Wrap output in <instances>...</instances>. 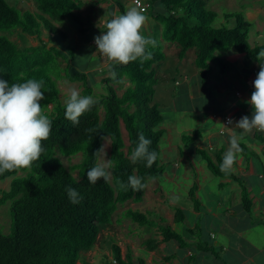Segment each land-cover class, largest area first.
I'll return each instance as SVG.
<instances>
[{
	"label": "trees",
	"instance_id": "1",
	"mask_svg": "<svg viewBox=\"0 0 264 264\" xmlns=\"http://www.w3.org/2000/svg\"><path fill=\"white\" fill-rule=\"evenodd\" d=\"M143 2L149 5L143 13L162 26L161 38L179 48V59L186 52L194 51V62L202 83L211 71V64H216L221 73H226L230 68L217 55V51L234 48L258 66L263 64L264 56L261 53H264V45H249L250 26L241 14H225V24L213 27L216 13L205 8L204 0ZM35 3L36 10L32 12L21 11L11 6L8 0H0V79L8 81L9 85L28 79L43 81L45 99L41 101V106L53 122L49 139L42 142L44 151L30 168L0 174V181L12 178L9 189L0 190V206L10 202L12 226L10 234L0 233V264H76L79 255L95 245L100 227L111 224L117 207L128 201L140 202L143 199L146 187L133 191L130 187L122 188L121 182L127 185L128 177L137 175L147 185L148 177L156 180L163 176L158 148L164 133L159 128L163 116L153 103L156 69L164 60L163 44L157 41L155 48L148 47L146 51H151L153 58L143 64L138 59L127 65L112 66L117 73L115 80L110 77L108 66L93 80L101 87L100 92L94 93V84L88 74L72 71L71 64L75 59L72 50L65 52L62 47H55L42 39L47 34L66 41L65 33L56 23L71 18L80 26V3L77 0H35ZM115 4L119 14H123V5L118 1ZM132 6L135 7L133 3ZM229 19H232V26ZM91 25L92 22H89L88 26ZM99 29H103V26ZM14 31H19V37L23 40L25 36L37 38L38 44L19 46L9 38ZM259 70L255 69L254 74ZM123 77L128 78L127 86ZM58 80L80 82L81 95H92L98 101L79 118L77 126L65 119V107L59 100ZM120 90L122 92L119 94ZM88 129L97 131L89 132ZM141 132L152 141L149 150L157 152V159L151 168L146 166V161L133 164L129 159ZM194 135L196 133H193L192 140ZM102 137L110 141L108 159H112L114 164L112 176L107 182L102 179L90 184L87 171L96 163L94 154L102 146ZM186 137L189 135L184 139ZM261 142L264 153V138ZM54 149L64 157L81 155L82 159L67 170L55 157ZM203 160L214 176L235 180L231 171H220L221 156H217L216 161L207 156ZM74 170L78 177L72 174ZM69 186L82 197L78 204L69 201L65 191ZM190 196L193 197L192 192ZM242 206L246 211L251 208L245 191ZM178 215L175 220L183 221L181 211H178ZM153 216V213L128 210L121 214L118 223L129 219L151 233L152 225L156 224ZM159 220L165 223L164 218ZM159 232L162 237L160 241L154 236L144 240L143 246L147 251L169 241L185 247V239L171 226H160ZM189 232L195 235L192 230ZM110 249L113 258L106 264H146L142 257L132 258L130 249L122 255L114 240Z\"/></svg>",
	"mask_w": 264,
	"mask_h": 264
},
{
	"label": "crops",
	"instance_id": "2",
	"mask_svg": "<svg viewBox=\"0 0 264 264\" xmlns=\"http://www.w3.org/2000/svg\"><path fill=\"white\" fill-rule=\"evenodd\" d=\"M242 1L243 3H248L252 0ZM84 2H86L84 7L96 8L97 13H93L92 16L88 13L85 14L84 11H81L82 7L79 12H83L84 15H90L91 20H93V25L91 26L96 25L97 29L103 25L99 24L100 21L98 23L94 22L95 16L100 17L101 20L102 18L110 19L114 13L119 14L115 1V6L111 1L109 3L106 0H85ZM88 2H94L95 6L91 7ZM234 9L244 13V19L250 26L249 31H254L256 36L258 33L260 37H264V26H252V23L255 21L257 23L258 20H260L259 23H264V5L257 6L253 4L249 8L236 6ZM151 25L153 26V24ZM146 27L147 29L150 28L148 23L144 26V30ZM249 31L250 37L251 33ZM91 41L93 42L94 39ZM256 45H264V43L252 40L250 46ZM171 48L180 62L185 60L189 54L188 51L182 59H179V48L176 45H171V47H166L165 49L171 50ZM217 55L222 60L224 59L223 61L230 68L226 73H221L216 64H211V71L208 73L206 81L202 83L199 80L201 89L206 90L204 87L209 84L214 90V95L211 93L210 98L206 99V94L203 95L201 94L202 92L199 93L191 89V83L185 74L186 70L182 69V79L184 80L182 92L186 93L184 96L188 99H192L196 95L197 100L196 102H189L184 109L182 108V112L178 114V118L182 120V123L178 124L179 126L174 124L175 121L172 124L180 128L178 134H181L182 141L185 133L192 135L196 133L194 141L199 140L197 143L200 145L202 142L201 138H203V140H206V145L194 146L193 148L194 154L198 155L202 161L199 166L188 151H184L183 154L182 150H178L175 155L171 156L170 162L172 163L168 162L167 170L163 172L162 177L167 179L172 187L187 184L184 193L187 203L182 205L175 202L174 198L169 197L174 195L173 191L165 190V187L158 185L159 181L158 183L155 182L156 180L148 181L155 182L153 183L155 185L150 189L151 193L148 192V184L146 185L145 194L140 201L144 204H142L143 208H146L143 213H153L155 215L153 216V221L156 224L153 225L150 231L152 237L154 236L160 241L162 237L159 227L168 225L184 239L186 238L187 241L191 242V247L188 248V245L183 251L182 248L184 247H181L175 241H169L174 242L172 247L167 246L169 242H162L158 244L156 249L147 251L145 246H143V240L138 246L146 254L145 259L143 258L146 264H264V153L263 143L261 142V139L264 138V132L254 129L251 133L243 136L240 141L241 151L237 154V160L231 171L236 177L235 180L214 176L209 171L206 161L203 160L204 156L210 157V159L215 161L217 156L223 158L228 150L230 136L233 132V130L225 127H234L235 122L239 121L243 116L251 117L253 109L246 101L251 99V93L254 91L253 81L258 74H254L253 71L255 69L259 70L260 66L256 62L247 59L244 55L239 54L234 48L217 51ZM95 60L93 62L94 67L83 72H101L108 68V62L100 54ZM189 61L193 66L192 75H199L194 62V52L191 53ZM236 63L237 65H234ZM93 76L94 79L98 77L95 74ZM174 83L179 84L176 80H174ZM127 85L128 83L125 82V86ZM215 99L218 102L217 114L213 113L209 106H200V102L205 103V100H207L208 103L209 101L212 103ZM187 114L195 115L196 122H200L198 125L205 127L204 132H202L203 136L197 128L198 125H190ZM224 117L232 119L233 124L225 125ZM234 131L240 133L241 130L235 129ZM122 132L125 135L124 129H122ZM213 140L214 144L211 142ZM170 164L173 165L170 166ZM209 178L216 180L211 181L209 183L211 186L208 185L209 187L207 188V192L211 190L208 195L213 199L212 205H208L205 201L203 202L204 195L201 197L205 180ZM243 191L246 192L251 202L249 211H246L242 206ZM191 192L193 197L190 196ZM164 207L172 209L173 213L171 214L169 211L165 214L158 209H164ZM185 207H189L191 221L185 215ZM178 211L182 212L183 221L181 219L175 220L179 216ZM124 213L121 212L119 214ZM120 216L115 219V222L118 221ZM159 218H164L165 223H161ZM124 220L129 219H123L121 222ZM178 225L183 226L182 231L176 230ZM189 230H192L195 235H192ZM203 234H206L216 245L208 244ZM128 249L126 247L125 252L121 251L122 255L126 254ZM165 249H168L167 253L163 252ZM135 257L139 256L136 255Z\"/></svg>",
	"mask_w": 264,
	"mask_h": 264
},
{
	"label": "rangeland",
	"instance_id": "3",
	"mask_svg": "<svg viewBox=\"0 0 264 264\" xmlns=\"http://www.w3.org/2000/svg\"><path fill=\"white\" fill-rule=\"evenodd\" d=\"M82 9L81 11H84L85 14H90L91 16L93 13H97L96 8H88L84 7L86 2L85 0H77ZM96 1V0H93ZM107 2L110 3V1L114 4V1L120 2L124 10L126 11L127 9L133 7L132 4L130 3V0H106ZM150 1V0H149ZM205 1V8L214 11L216 13V18L213 22V27H219L221 26V23L225 24V14H234V13H239L245 18L244 13H242L238 9H234L236 6L238 7H247L249 8L250 6L257 5H264V0H252L251 2L248 3H243L241 0H204ZM9 4L11 6H15L17 9L21 11H35L36 10V3L35 0H8ZM91 7H94L95 4L94 2H88ZM158 4V3H157ZM100 6V5H99ZM102 7V6H101ZM245 11V9H243ZM243 11V12H244ZM90 15H84L82 12V15L80 17L79 13L77 16L80 17L81 25L77 24L74 22L71 18H67L63 20L62 22L56 23V26L61 29L66 37L67 40L63 41L60 37L58 36H47V34H44L42 39L47 42L52 44L53 46H58L62 47V49L65 52L70 51V49L73 52L74 56V63L71 64V68L73 72L76 73H81L83 71H88L92 67H94V63L98 57L99 53H96V45L95 42L91 41L94 39L96 36L99 35V33H102V30L104 29H97L96 25L94 26H88L89 22H92L91 16ZM146 15V14H145ZM148 17V16H147ZM94 22L98 23L100 21V17L95 16L94 17ZM232 26V19L228 20ZM260 20L252 23V26L256 25H261L264 26V23H259ZM148 28L143 29V34L147 36H151L154 38L156 41H160L163 44L162 47V52L164 53V60L161 62L159 67L156 69V74H155V94L153 96V102L158 105V108L160 110V113L163 116V121L160 124L161 129H164L163 136L161 137L158 148H159V162L163 166L164 171L167 170L168 167V162H170L171 156L175 155L178 150H182V153L184 154V151H188L191 156H193V159L195 160V163L199 166L201 159L198 155H195L193 152L194 146H204L206 145V140H203L201 138V143L200 145L197 143L199 140H192V135L190 133H185L183 136V141L181 134H178L180 128L176 127L179 126L180 123H182V120L178 118V114L182 112V110L187 106L189 102H196L197 96L194 95L192 99H188L184 95L186 94L184 91L182 92V85L184 86V80L182 79V69L184 68L186 70L185 74L189 78V82L191 83V89L193 91L199 92L203 95L206 94V99L214 95V90L211 88L209 84H207L204 88L206 90L201 89V84L199 82L200 77L198 78L199 75H192L193 73V66L191 62L189 61L191 57V53H193V50L189 51V54L186 56V59L183 61H179L177 55L174 53V51L170 49H165L166 47H171V45L174 44H167L162 38V26H160L158 23L154 22L151 17H148ZM146 23V24H147ZM153 24V26L151 24ZM145 24V25H146ZM81 29V31H80ZM83 30V31H82ZM85 30V31H84ZM248 34V43L251 45L252 40L259 42V43H264V37H260V35L257 33L254 34V31H249ZM101 35V34H100ZM20 36L19 31H14L13 34L9 36V38L13 41H15L19 46H35L38 44V39L33 37V36H25L24 40ZM92 42V43H91ZM151 47V46H149ZM67 55V53H66ZM70 54H68V59H69ZM224 60V59H223ZM234 65H237L234 64ZM88 78L94 84V93L95 92H100L101 87H99L98 83L93 82L94 76H100V72L98 71H89L87 72ZM124 82L128 83V78L123 77ZM174 80L179 82V84H175ZM201 81V80H200ZM82 84L80 82H68L66 80H58V90H59V100L61 104H64V99L66 98V92L68 88L74 87L78 90H82ZM130 86V85H129ZM126 88H124L125 90ZM121 93V90L119 91V94ZM200 102V101H199ZM207 100H205V103L200 102L201 107H206L209 106L212 110L213 113L217 114V109H218V102L217 100L209 101L208 105ZM183 108V109H182ZM216 108V110H215ZM176 117V118H175ZM187 119L189 120V123L191 126L198 125L200 122H196V116L192 114H187ZM224 117L223 119H225ZM175 121L174 124L172 122ZM179 124V125H178ZM197 128L201 132V135L203 136L202 132H204V126L203 125H198ZM183 135V134H182ZM189 135V137L185 138V136ZM193 142V143H192ZM212 144H214V140L211 141ZM106 144V152L107 156L106 159H108V152L110 148V141L108 139H105L102 144ZM55 152V157L59 160V162L64 166L67 170H70V168L74 167L77 165L82 157L81 155H75L74 157H64L58 153L56 149H54ZM172 163V162H170ZM182 164V163H181ZM173 164H170L172 166ZM72 174L75 177H78L77 171H72ZM12 178H8L5 180L0 181V190L2 191H7L10 187V182ZM159 181V186L165 187V190L167 191H173L174 195L169 196L171 198H174L175 202L180 203L182 205L186 204L187 201L185 199L184 193L185 189L187 188V184L184 185H177L172 187L170 182L165 179V178H159L156 179V183ZM211 181H216L214 179H206L205 184L203 186V192L201 193V197L203 196V202H207L208 205L213 204V199L211 198L210 195H208V192L211 191L209 190L207 192V188L211 186L209 184ZM155 182H148V192L151 193L150 189L153 187V183ZM203 184V183H202ZM209 185V186H208ZM210 194V193H209ZM152 195V194H151ZM166 195V194H165ZM145 200V198H144ZM143 203L141 202H133V201H128L125 204H123L120 207H117L116 214H114L113 219L111 224H105L100 227V232L98 235V239L95 242V245L87 252H83L79 255L78 262L76 264H106L107 261H112L113 255L111 253V243L112 240L117 242L119 247L121 248V251L125 252L126 247L131 249V252L129 253L131 257L133 256H139L145 259L146 254L145 252L140 249V246H138L143 240L150 238L151 234L146 232L145 227H138L135 223H133L131 220H124L120 223L115 222V219L120 216L121 212H126L127 210H132V211H140L143 212L146 208H143ZM9 206L10 202L4 203L2 206H0V233L2 234H10L12 231V226H11V217H10V212H9ZM161 210L162 213H167L171 212L173 213L172 209H168V207L163 208H158ZM185 215L187 219L191 221V213L189 210V207H185ZM121 211V212H120ZM189 221V222H190ZM154 225V224H153ZM152 225V226H153ZM183 226H176L177 231H182ZM152 230V229H151ZM150 230V231H151ZM136 231V232H135ZM203 237L208 244L212 243L213 245H216L215 242L210 240L206 234H203ZM202 238V240L204 241ZM185 247L182 248L184 251L187 246L189 245L188 248L191 247V242L187 241L185 238ZM174 245V242H169L167 246L172 247ZM168 249H165L163 252L167 253ZM182 252V251H181ZM184 253V252H183ZM132 257V258H133ZM149 261V258H148Z\"/></svg>",
	"mask_w": 264,
	"mask_h": 264
},
{
	"label": "clouds",
	"instance_id": "4",
	"mask_svg": "<svg viewBox=\"0 0 264 264\" xmlns=\"http://www.w3.org/2000/svg\"><path fill=\"white\" fill-rule=\"evenodd\" d=\"M148 17L138 7H131L123 14H113L110 19H101L103 25L101 35L94 38L96 53L98 52L109 64V75L115 80L117 73L112 66L127 65L130 62L151 60L153 54L146 49L155 48L157 41L151 36H145L143 29ZM264 56V53H261ZM43 81L28 79L22 83H12L0 79V174L20 169L30 168L44 151L43 141L49 139L52 131V120L45 114L41 101L45 99L42 91ZM254 91L251 99L246 101L253 109L252 115L243 116L235 122L234 127H224L233 130L229 140L228 150L225 152L220 171L229 173L241 151L240 141L243 136L254 129L264 132V64L253 81ZM98 103L92 95H81L80 90L70 87L64 99L65 119L72 122L73 126L79 124V118ZM229 125L233 120L227 121ZM241 130L236 133L234 130ZM96 132V129H88ZM105 140V137H102ZM152 141L141 132L138 133V142L129 156L135 164L146 161V166L151 168L157 159V152L150 151ZM106 144L94 154L96 163L87 171V180L96 184L100 180L107 182L112 176L114 167L112 159H106ZM148 180L154 179L148 177ZM122 188L130 187L133 191H140L146 183L137 175L128 177L127 185L121 182ZM68 199L73 204H78L82 197L71 186L65 189Z\"/></svg>",
	"mask_w": 264,
	"mask_h": 264
},
{
	"label": "built area",
	"instance_id": "5",
	"mask_svg": "<svg viewBox=\"0 0 264 264\" xmlns=\"http://www.w3.org/2000/svg\"><path fill=\"white\" fill-rule=\"evenodd\" d=\"M132 3H133V5L135 6V7H138V8H140V9H142L143 10V12H145L146 10H147V8H148V3L147 2H143V0H132ZM256 72V71H255ZM257 74V73H256ZM230 118L229 117H226L225 119H224V124L225 125H227L228 123H227V121L229 120Z\"/></svg>",
	"mask_w": 264,
	"mask_h": 264
}]
</instances>
